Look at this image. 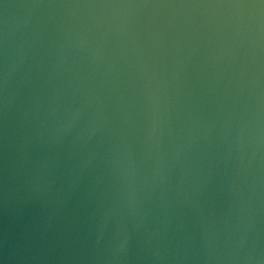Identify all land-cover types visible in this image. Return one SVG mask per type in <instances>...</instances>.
<instances>
[{"label":"water","instance_id":"water-1","mask_svg":"<svg viewBox=\"0 0 264 264\" xmlns=\"http://www.w3.org/2000/svg\"><path fill=\"white\" fill-rule=\"evenodd\" d=\"M0 264H264V0H0Z\"/></svg>","mask_w":264,"mask_h":264}]
</instances>
